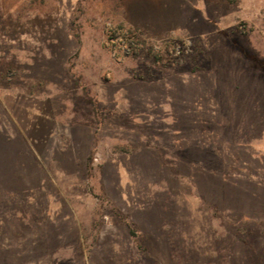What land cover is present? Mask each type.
Instances as JSON below:
<instances>
[{
  "label": "rangeland",
  "instance_id": "374dc122",
  "mask_svg": "<svg viewBox=\"0 0 264 264\" xmlns=\"http://www.w3.org/2000/svg\"><path fill=\"white\" fill-rule=\"evenodd\" d=\"M263 88L264 0H0V264H264Z\"/></svg>",
  "mask_w": 264,
  "mask_h": 264
},
{
  "label": "crops",
  "instance_id": "0c3cea01",
  "mask_svg": "<svg viewBox=\"0 0 264 264\" xmlns=\"http://www.w3.org/2000/svg\"><path fill=\"white\" fill-rule=\"evenodd\" d=\"M264 89V88H263ZM234 111L231 142L227 146L246 150L256 163L255 173L248 177L256 186L264 187V90L261 102Z\"/></svg>",
  "mask_w": 264,
  "mask_h": 264
},
{
  "label": "trees",
  "instance_id": "16d2710c",
  "mask_svg": "<svg viewBox=\"0 0 264 264\" xmlns=\"http://www.w3.org/2000/svg\"><path fill=\"white\" fill-rule=\"evenodd\" d=\"M130 44L132 46H135L136 43L134 41H131ZM12 71L13 70L11 69L10 73ZM6 76H7V73H6ZM86 96H87V94H86ZM88 100H90L89 105H90V108H91V112H90L89 117H91L92 115H95L96 117L98 115H100L102 117L103 114H98L99 110H98V107L96 105L95 100H92L90 98H88ZM91 160H92V158L90 157L88 159V166H89V162ZM112 206L114 207V211H115L116 217L118 218V219L115 218V221L117 223L122 224V225H124L126 227V229L128 230V236H130V238H133L134 241L137 242L138 249H142L143 251H145V250L147 251V247L144 246L142 240H140L141 239V234H139L138 230L135 228V224L133 222L129 221L128 216L125 215L124 213H122L121 210L114 203L112 204Z\"/></svg>",
  "mask_w": 264,
  "mask_h": 264
}]
</instances>
